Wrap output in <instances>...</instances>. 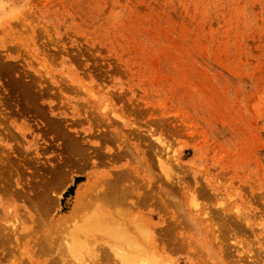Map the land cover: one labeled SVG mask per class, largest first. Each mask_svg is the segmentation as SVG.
Segmentation results:
<instances>
[{
    "label": "rangeland",
    "instance_id": "obj_1",
    "mask_svg": "<svg viewBox=\"0 0 264 264\" xmlns=\"http://www.w3.org/2000/svg\"><path fill=\"white\" fill-rule=\"evenodd\" d=\"M116 253L264 264V0H0V264Z\"/></svg>",
    "mask_w": 264,
    "mask_h": 264
},
{
    "label": "bare ground",
    "instance_id": "obj_2",
    "mask_svg": "<svg viewBox=\"0 0 264 264\" xmlns=\"http://www.w3.org/2000/svg\"><path fill=\"white\" fill-rule=\"evenodd\" d=\"M102 137L104 138V136L102 135ZM76 146L74 145V146H72V148H71V151H73V153L75 152V150H76ZM79 150V149H78ZM77 152V151H76ZM79 153H80V151H79ZM76 155H79V154H76ZM134 173H136V170H134V168H132V167H126L125 168V170H121V171H119L116 175H115V182L114 183H116L115 185H113V186H117L118 187V185H117V183H122V182H124L125 180H127L128 182L131 180V179H133L134 177H135V174ZM147 179V178H146ZM150 179H148V181H149ZM150 182V181H149ZM171 182V181H170ZM91 187V186H90ZM131 187H133V185H131ZM126 190H127V192H126ZM131 190H133L132 188H130L129 186H128V188H124V190H122V191H120V189H118L115 193H113V194H109V195H107L108 197H110L111 199H113V200H116V201H120L122 198H125V197H123V196H125L124 195V191H125V193H130V191ZM167 190H169L167 187H163L161 190H159V192H158V194H159V197L161 198V202H163V203H168L169 202V200H170V198H171V194L167 191ZM88 191V190H87ZM129 191V192H128ZM85 191L83 190L82 191V193H84ZM104 193V192H103ZM105 195H106V193H104ZM158 197V196H157ZM81 199H82V195H81V192L78 194V196L76 197V200H75V206H78L79 205V203H80V201H81ZM130 203H132V201L130 202ZM157 203V202H156ZM163 203H161V204H163ZM132 205V204H131ZM160 206V205H159ZM167 206V205H166ZM187 216V218H189V219H191V221L192 222H195V217L194 216H190V215H186ZM101 219V218H100ZM98 221H99V219H98ZM97 221V222H98ZM100 222V221H99ZM94 223V222H93ZM99 224V226H100V224H101V222L100 223H98ZM121 224V223H120ZM120 224H119V222H113V225H115V226H117V227H119L120 226ZM91 225V224H90ZM98 226V227H99ZM121 227V226H120ZM119 227V228H120ZM140 227V226H139ZM118 228V229H119ZM141 228V227H140ZM23 229H25V228H23ZM105 229H107V230H110V235H111V233L114 235V234H117L118 232H119V234L120 235H117V240H119V241H123V240H128V236H126L125 235V233L123 234V232H125V231H122V232H120L117 228H115L114 226H112L111 227V225L110 224H107V225H105ZM142 229H140L139 231H141ZM137 231V230H136ZM108 232V231H107ZM145 233V232H144ZM128 234V233H127ZM136 234V233H135ZM141 234V233H140ZM145 236V235H144ZM150 236V235H149ZM108 237V236H107ZM80 239H81V237H80ZM132 239H134V238H132ZM135 239H136V237H135ZM147 239V238H146ZM77 238H76V240L74 241V242H77ZM131 241V240H130ZM134 241V240H133ZM152 241V240H151ZM132 242V241H131ZM130 242V243H131ZM117 245V244H116ZM119 245V244H118ZM128 245H130V244H128ZM133 245V244H132ZM75 247H77L76 246V244L75 243H72V244H70V246H69V249H70V251L72 252L73 251V249L75 248ZM113 247V246H112ZM120 249H117L116 247H113V248H116L118 251H124V250H122V247L119 245L118 246ZM136 248V247H135ZM137 248H138V246H137ZM136 248V249H137ZM139 248H140V246H139ZM110 249V248H109ZM124 249V248H123ZM111 250H113V249H111ZM115 250V249H114ZM115 252H117V251H115ZM125 252V251H124ZM118 253H116V255H117ZM117 256H119V257H121V259H122V261L124 262V264H125V262L127 261V263L129 262L128 260H130V259H125V258H128V257H126L125 256V253H121V254H118ZM129 256H131V254L129 255ZM132 257V256H131ZM131 257H129V258H131ZM152 259V258H151ZM131 260H132V258H131ZM146 260V259H145ZM142 261V259L141 260H139L138 262H141ZM147 261V262H146ZM146 261H144V259H143V263L144 262H146V264L148 263L149 264V261L148 260H146ZM132 262V261H131ZM134 263L136 262V259H135V261H133ZM130 263V262H129ZM128 263V264H129ZM133 263V264H134ZM137 263V262H136ZM131 264V263H130ZM138 264V263H137Z\"/></svg>",
    "mask_w": 264,
    "mask_h": 264
}]
</instances>
